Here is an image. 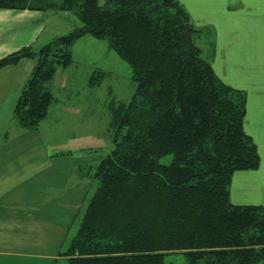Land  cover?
<instances>
[{"label":"trees","instance_id":"trees-1","mask_svg":"<svg viewBox=\"0 0 264 264\" xmlns=\"http://www.w3.org/2000/svg\"><path fill=\"white\" fill-rule=\"evenodd\" d=\"M50 2L73 12L81 26L0 58V68L36 60L13 108L19 127L36 130L46 118L54 102L48 83L71 64V46L83 35L107 39L135 83L129 103L110 105L113 148L92 169L93 189L59 256L67 264H168L164 258L172 253H182L185 264L264 262V206L229 200L233 173L259 166L243 130L246 94L214 73L197 44L201 30L183 6L178 0ZM0 9L45 11L30 0H0ZM97 73L102 76L94 72L91 84Z\"/></svg>","mask_w":264,"mask_h":264},{"label":"crops","instance_id":"crops-1","mask_svg":"<svg viewBox=\"0 0 264 264\" xmlns=\"http://www.w3.org/2000/svg\"><path fill=\"white\" fill-rule=\"evenodd\" d=\"M178 2L201 30L197 44L214 73L246 94L243 130L256 145L259 166L233 173L229 200L264 206V0ZM44 20L38 9H0V58L24 46L36 49ZM35 63L26 57L0 68V264L65 260L59 253L102 159L94 150L51 152L38 129L17 125L13 108Z\"/></svg>","mask_w":264,"mask_h":264},{"label":"rangeland","instance_id":"rangeland-1","mask_svg":"<svg viewBox=\"0 0 264 264\" xmlns=\"http://www.w3.org/2000/svg\"><path fill=\"white\" fill-rule=\"evenodd\" d=\"M30 1L31 4L45 9V20L36 49L53 37L81 26L71 11L55 9L48 4V0ZM50 1L54 5L60 2ZM203 55L205 56L204 51ZM71 58V64L64 69L58 68L48 83L54 102L37 131L45 147L51 152L81 153L94 150L103 157L113 148L107 131L110 105L118 102L127 104L131 101L135 91L132 71L129 64L110 48L107 39L88 34L72 44ZM94 72H101L102 76L95 74L93 82H99L91 84ZM170 157L167 155L161 158V162L168 163ZM72 233L74 232H71L70 237ZM164 260L168 264H185L182 253L168 254ZM56 264H67V260H59Z\"/></svg>","mask_w":264,"mask_h":264},{"label":"water","instance_id":"water-1","mask_svg":"<svg viewBox=\"0 0 264 264\" xmlns=\"http://www.w3.org/2000/svg\"><path fill=\"white\" fill-rule=\"evenodd\" d=\"M183 36H184L185 42L187 44H190L191 43L190 26L188 24H185V26H184Z\"/></svg>","mask_w":264,"mask_h":264}]
</instances>
